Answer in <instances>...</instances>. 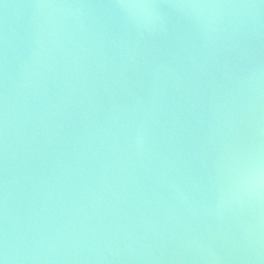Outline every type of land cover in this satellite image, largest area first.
Masks as SVG:
<instances>
[{
  "label": "water",
  "instance_id": "obj_1",
  "mask_svg": "<svg viewBox=\"0 0 264 264\" xmlns=\"http://www.w3.org/2000/svg\"><path fill=\"white\" fill-rule=\"evenodd\" d=\"M0 0L5 264H264V0Z\"/></svg>",
  "mask_w": 264,
  "mask_h": 264
},
{
  "label": "clouds",
  "instance_id": "obj_2",
  "mask_svg": "<svg viewBox=\"0 0 264 264\" xmlns=\"http://www.w3.org/2000/svg\"><path fill=\"white\" fill-rule=\"evenodd\" d=\"M120 7L135 21L144 22L158 15L155 5L143 0H124ZM241 185L251 192H258L264 187V168L250 170L242 180Z\"/></svg>",
  "mask_w": 264,
  "mask_h": 264
},
{
  "label": "snow or ice",
  "instance_id": "obj_3",
  "mask_svg": "<svg viewBox=\"0 0 264 264\" xmlns=\"http://www.w3.org/2000/svg\"><path fill=\"white\" fill-rule=\"evenodd\" d=\"M0 264H5V261L2 257H0Z\"/></svg>",
  "mask_w": 264,
  "mask_h": 264
}]
</instances>
